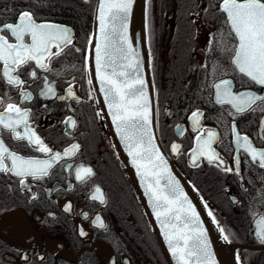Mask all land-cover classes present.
Listing matches in <instances>:
<instances>
[{
  "label": "flooded vegetation",
  "instance_id": "obj_1",
  "mask_svg": "<svg viewBox=\"0 0 264 264\" xmlns=\"http://www.w3.org/2000/svg\"><path fill=\"white\" fill-rule=\"evenodd\" d=\"M73 1L91 15L94 0ZM211 2L215 4L217 0ZM52 4L51 0H33L30 11L39 17L38 22L71 29L73 43L81 52L54 61L59 75L50 73L49 80L55 82L58 95H66L71 82L80 99L40 97L43 80L30 79L27 73L31 69H25L22 78L30 85L27 90L34 99L23 102L22 107L31 108L29 122L50 147L62 151L78 143L80 148L74 157L56 163L50 175L41 180L29 177L21 185L19 178L0 173V264H167L112 141L93 85L86 82L84 55L91 21L83 25L75 22L66 16L67 12L57 14L63 11L55 10ZM203 7L204 0H144L143 34L156 131L162 147L191 186L232 264H237V251L242 264H264V243L256 235L258 221L264 217V169L245 159L242 151L236 152L230 127L235 120L241 135H247L256 148H264V140L259 138L261 114L257 111L237 115L229 106L215 103L212 85L234 75L230 53L221 48H231L235 41L228 35L223 19L213 15L215 9L202 12ZM24 10L29 9L11 13L0 10V23L14 22L15 14ZM209 32L217 34L214 44L219 46L215 50L206 48ZM45 74L38 70V77ZM6 90L0 81V95ZM253 90L259 91L258 87ZM12 95L20 102L15 90ZM258 107L264 109V104ZM197 109L204 113L203 128L217 133L213 147L226 163L231 166L232 157L241 156L243 181L206 161L200 167L191 166V149L200 133L193 131L187 117ZM68 116L76 120L75 127L62 123ZM3 138L12 151L43 158L9 134L4 133ZM172 143L181 145L179 154L171 152ZM68 164L74 167L69 169ZM80 164L95 172L83 183L75 180V166ZM97 186L104 203L91 198ZM69 204L71 210L65 211ZM209 210L219 226L225 228L231 243L222 239ZM97 216L104 227L99 226ZM81 230L86 235H80Z\"/></svg>",
  "mask_w": 264,
  "mask_h": 264
},
{
  "label": "snow or ice",
  "instance_id": "obj_2",
  "mask_svg": "<svg viewBox=\"0 0 264 264\" xmlns=\"http://www.w3.org/2000/svg\"><path fill=\"white\" fill-rule=\"evenodd\" d=\"M132 5L133 0H98V39L89 38V48L84 55V71L88 75L86 82L93 84L94 62L95 79L115 131L144 185L145 195L176 264H216L200 213L173 174L161 146L156 143L157 136L152 129L153 101L147 90L143 60L128 35ZM209 9H215L213 15L223 19L228 35L235 41L231 48H221V51L230 53L229 62L234 75L232 79H220L212 85L215 103L229 106L237 115L259 111V138L264 140V109L258 107L264 104V0H217L215 4L211 0H204L201 11L208 12ZM38 20L39 17L32 11L24 10L15 14L14 22L0 23V81L7 86V90L0 95V173L19 178L21 185H25L29 177L41 180L49 176L56 163L74 157L80 148L78 143H72L62 151L50 147L29 122L31 108L22 107L23 102L34 99L27 90L30 85L22 78L25 69H31L27 73L30 79L43 80L38 94L40 97L59 101L80 99L71 82L65 89L66 95H58L55 82L50 81L48 76L50 73L59 75L53 63L58 58L81 52L73 43L71 29ZM216 35L209 32L207 49L215 50L219 46L214 44ZM38 70L46 74L38 77ZM257 87L259 91L253 90ZM13 90L18 93L20 102L15 101ZM92 98L90 92L89 99ZM47 107L44 105L45 109ZM96 115L103 119L100 112ZM203 117L204 113L199 109L191 111L187 117L193 131L200 133L196 136V146L191 149V166L200 167L201 162L206 161L208 165L215 166L225 174H234L243 181L241 156L234 155L231 166L226 163L213 147L218 135L212 129L203 128ZM62 123L67 127L76 126L72 116L66 117ZM230 127L236 152L242 151L245 159L258 163L264 169V148H256L247 135H241L235 120ZM4 133L15 141L24 142L28 148L42 154L43 158L12 151L5 143ZM180 150L179 143L171 144L172 153L179 154ZM67 167L71 169L74 165L68 164ZM94 175L90 166H75L77 181L83 183ZM91 198L104 203L103 193L98 186ZM204 207L208 208V205L205 203ZM64 210L70 211L71 204ZM208 215L217 224L222 239L231 243L225 228L219 226L211 210ZM96 221L100 227H104L99 216ZM80 235L86 233L81 230ZM256 235L264 243V217L258 221ZM235 259L237 264H242L238 251Z\"/></svg>",
  "mask_w": 264,
  "mask_h": 264
},
{
  "label": "water",
  "instance_id": "obj_3",
  "mask_svg": "<svg viewBox=\"0 0 264 264\" xmlns=\"http://www.w3.org/2000/svg\"><path fill=\"white\" fill-rule=\"evenodd\" d=\"M143 3H144V0H133L132 10H131L129 21H128V35H129V39L132 40L134 45L139 49L141 58L143 60V64H144L143 72H144L145 79L147 81V90H148L149 96L151 97L153 101L152 129L155 135L157 136L156 125H155V108H154L153 89H152V83H151L150 73H149L147 60H146V54H145V44H144V34H143ZM97 4H98V0H94L92 13H91V22H90V26H91L90 37H95L98 39V21L96 19ZM88 48H89V45H88ZM92 79H93L92 85H93V88L95 89V94H96L99 106L102 110L110 136L115 145L117 153L121 159V162L125 168V171L133 185L136 195L142 205V208L151 226V230L155 236V239L158 242V245L162 251V254L167 264H176V260L172 257L171 253L168 250L167 242L164 239V236L162 235L160 225L152 212V208L148 202V197L145 195L144 185L142 184L140 177L136 172V169L131 164L130 162L131 158L127 155V152L123 147V143L120 140L119 135L115 131V126L112 123L111 115L108 112L107 105L104 102L103 94L99 91V83L95 79L94 62L92 64ZM156 143L161 146V151L165 153L166 158L169 161V166L172 168L173 174L177 177V179L180 180L181 186L183 187L184 191L188 194L189 199L196 206L197 211L200 213V218L203 221V227L207 230V235H208V238L211 244V250L214 254L216 264H232L231 260L229 259V257L226 255L224 251L223 244L215 236L211 228V225L209 224V221L199 201L197 200L191 186L189 185L188 181L185 179L183 174L176 167V165L173 163L170 156L167 154V152L162 147L158 136H157Z\"/></svg>",
  "mask_w": 264,
  "mask_h": 264
},
{
  "label": "trees",
  "instance_id": "obj_4",
  "mask_svg": "<svg viewBox=\"0 0 264 264\" xmlns=\"http://www.w3.org/2000/svg\"><path fill=\"white\" fill-rule=\"evenodd\" d=\"M54 4H52V8L57 11H63V13H57L63 15L64 12L66 16L74 19L75 22H79L82 25L90 22L91 15L81 10L79 7L75 6L73 0H51ZM20 8H27L29 10H33V2L32 0H0V10H4L6 13L18 10Z\"/></svg>",
  "mask_w": 264,
  "mask_h": 264
},
{
  "label": "rangeland",
  "instance_id": "obj_5",
  "mask_svg": "<svg viewBox=\"0 0 264 264\" xmlns=\"http://www.w3.org/2000/svg\"><path fill=\"white\" fill-rule=\"evenodd\" d=\"M32 2H33V0H32Z\"/></svg>",
  "mask_w": 264,
  "mask_h": 264
}]
</instances>
